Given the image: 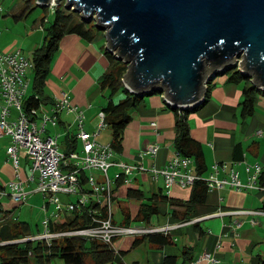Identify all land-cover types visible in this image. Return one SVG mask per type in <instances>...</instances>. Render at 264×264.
Segmentation results:
<instances>
[{"label":"crops","instance_id":"1","mask_svg":"<svg viewBox=\"0 0 264 264\" xmlns=\"http://www.w3.org/2000/svg\"><path fill=\"white\" fill-rule=\"evenodd\" d=\"M43 21L44 28L46 19ZM5 46L0 50H21L26 55L23 47H17L16 42ZM108 66L104 36L103 41L97 42L95 38L90 41L78 34H68L61 40L45 92L54 100L63 91L68 92L72 103L84 111L85 129L98 132L96 139L102 144L112 141L111 130L110 134L102 139V130L109 128L99 127V112L104 105V102H101L103 92L100 78ZM31 76L32 72L30 78ZM227 78L225 74L213 78L215 87L210 100L190 114L189 124L192 136L203 147L207 166L203 177L210 180L213 177L216 182L230 180L232 173L238 171L244 187H234L228 182L222 186L214 183L215 186L208 191L206 202L196 206L186 221L182 220V215L179 218L174 216V210L183 212L185 207L170 204L166 198L165 178L162 175L155 177L153 169L165 167L177 153L174 142L177 134L176 115L167 106L163 94L150 95L145 99L144 105L134 113L133 120L127 126L122 151L116 152L113 157L115 162L122 161L143 168L136 169L130 181L124 176L114 181L112 216L116 223L122 225L157 228L170 226V230L164 233L171 234L173 240L166 245L151 243L148 240L134 245L135 239L140 236L116 237L113 242L116 255L111 264H208L206 260L200 259L206 251L216 253L225 264H259L260 255L264 253V187L258 180L254 185H248L252 181L251 175L255 165L264 166V93L257 96L254 115L245 117L240 105L242 86L229 82ZM29 90L27 95L31 97L35 92L33 90L29 94ZM39 99V110L50 113L54 102L46 101L45 97ZM75 117L74 112L64 110L59 116L57 126L50 128L49 133L51 130L56 131L55 134L60 136L59 142L67 134H72L80 147L82 141L78 137ZM152 122H157V126L154 127ZM10 144L9 136L0 138V187L15 178L14 164L8 159L7 153ZM151 144L160 146L154 156L145 153ZM65 147L66 143L64 149ZM190 167L196 173L193 159ZM111 168L117 173L120 171L117 164ZM26 169L22 166L24 177L29 175ZM98 176L100 178L101 174ZM34 186V183H26L29 190L27 201L41 204L46 197L35 190ZM192 187L193 185L182 187L175 184L169 197L187 201L191 197ZM47 202L46 198L45 210L47 215H50L48 210L51 203ZM142 203H154L157 206V212L149 221H135ZM0 205L3 209L12 210L10 216L15 218V209L21 204L15 203L9 193L2 189ZM116 205L118 211H115ZM241 210L256 212H238ZM116 214L120 215V221L115 218ZM36 226L37 230L31 225L35 236L45 231V226L44 231L40 230L39 223ZM219 244L221 247H218ZM50 264H56L55 260Z\"/></svg>","mask_w":264,"mask_h":264},{"label":"water","instance_id":"2","mask_svg":"<svg viewBox=\"0 0 264 264\" xmlns=\"http://www.w3.org/2000/svg\"><path fill=\"white\" fill-rule=\"evenodd\" d=\"M66 7L105 32L107 50L128 64L124 83L134 93L159 90L174 107L192 108L230 66L264 91V0H66Z\"/></svg>","mask_w":264,"mask_h":264},{"label":"built area","instance_id":"3","mask_svg":"<svg viewBox=\"0 0 264 264\" xmlns=\"http://www.w3.org/2000/svg\"><path fill=\"white\" fill-rule=\"evenodd\" d=\"M0 30V35H1ZM34 67L33 61L18 51L0 50V138L9 136L11 144L7 148L8 159L11 160L15 168V178L5 185V191L9 193L12 200L17 204H23L28 200L29 190L26 183H35L38 192L42 193L49 203L61 204L60 194L78 195L79 199L67 202V209L54 214L59 216L63 212L85 208L89 211H97L90 208L91 204L100 203L107 207V214L97 213L93 216L92 224L88 227L77 228L69 231L50 232L49 219L44 220L45 231L42 234L33 236L32 239L53 238L64 235L88 237L98 239L102 242L112 245L114 239L120 236H142L148 233L158 231L168 232L170 226L157 228L146 225H122L114 221L112 216V194L113 183L116 178L125 177L130 181V177L138 168H143L136 164H128L122 161L113 160L115 151L111 143L102 144L97 141L98 132H90L85 129V114L82 109L74 105L70 100L68 92L63 91L61 95L56 96L52 111L41 112L39 106L31 111H26L24 104L28 99V90L30 88V73ZM74 112L78 137L82 141L79 149L71 152L69 156L60 149L59 135L49 133L48 126H57L59 116L63 111ZM99 127L106 126L105 113L99 112ZM154 127L157 122H152ZM262 133V130L259 131ZM160 149L158 144H151L145 150V153L156 155ZM24 150L32 158L29 175L24 177L22 174L21 154ZM192 159L176 153V155L163 168H154L155 177L162 175L165 178V187L167 194L175 184L182 187L191 186L199 176L190 167ZM118 165L120 171L114 178L109 175V169ZM263 166L255 165L251 175V183L254 185ZM99 171L101 177L96 175ZM83 171L87 173L88 178L86 186L91 191H84L83 181L80 175ZM209 187L216 183L222 186L228 182L234 187H244L239 172L234 171L230 180L214 181L213 177L207 179ZM88 207V208H87ZM241 213H254L256 211L241 210ZM255 222V220H253ZM218 247H221L220 244ZM201 260H206L208 264H225L216 253L206 251L200 256Z\"/></svg>","mask_w":264,"mask_h":264},{"label":"trees","instance_id":"4","mask_svg":"<svg viewBox=\"0 0 264 264\" xmlns=\"http://www.w3.org/2000/svg\"><path fill=\"white\" fill-rule=\"evenodd\" d=\"M63 6H66V4ZM63 6L58 7L54 11L53 20L50 26L45 29L46 34L42 44L32 53L31 58L34 64L32 80L35 93L26 99L24 104L26 111H31L33 108L38 107L40 97H45L46 101L54 102L53 97H49L45 93L47 79L52 70V64L60 50L61 40L66 35L78 34L90 41L95 38L97 33H102L105 37V32L97 27L95 20L89 23L88 21L90 19L85 18L83 15H81L82 18H77L76 11L75 13L73 11L67 14L65 12L67 7L64 8ZM45 9L48 10L47 7ZM106 55L109 59V66L100 78V85L102 92L108 93V100L102 106L101 111L105 113L106 126L112 132L111 144L115 153H119L123 148L125 130L133 120L134 113L144 105L146 94H163V92L153 90L144 94H137L130 91L124 83V78L128 71V64L124 60L119 59L114 53L108 51L107 48ZM221 74L227 75L229 82L242 86V100L240 105L243 115L245 117L254 115L257 96L263 94L264 91L252 82L249 75L241 72L238 66H230L222 72H219L216 76ZM214 87L215 83H213L212 79L208 84L204 101L192 108L179 109L169 104L165 99L167 106L176 115L177 134L174 140L176 152L193 159L196 173L199 176L193 184L189 200L184 201L179 198L169 197V194L166 195L171 205L185 207L183 212L178 210H174L173 212V215L178 218L182 215V220L185 221L192 214L196 206L206 202L210 189L208 180L203 177L207 167L203 147L191 134L189 116L210 100ZM120 94L122 97L116 99ZM38 96L40 97L37 98ZM34 98H36L35 101H33ZM65 142L66 147L64 152L67 156L72 151L79 149L77 139L74 135L67 134ZM80 178L84 183L82 186L84 191H91L86 186L88 178L87 172L83 171ZM121 178H116V180ZM258 183L264 187V166L258 176ZM2 189L5 190V186L0 187V190ZM74 196H76V200L79 199L78 195ZM90 208L97 211H89L85 208L84 210L77 209L70 212H63L59 216H50L49 231L62 232L88 227L92 224V219L95 214H107V207L102 206L100 203H95V201L91 204ZM157 210V206L154 203H142L135 221H149ZM12 212V210L3 209L0 205V264H50L55 259H61L66 264H111L115 259L116 252L113 246L98 239L69 235L49 239H32L35 234L32 233L31 224L28 221L20 220L18 217L13 218L10 216ZM125 221L127 223L128 219ZM164 232L158 231L137 237L134 245H138L144 240L160 245L171 243L173 240L172 235ZM259 264H264V253L260 255Z\"/></svg>","mask_w":264,"mask_h":264},{"label":"rangeland","instance_id":"5","mask_svg":"<svg viewBox=\"0 0 264 264\" xmlns=\"http://www.w3.org/2000/svg\"><path fill=\"white\" fill-rule=\"evenodd\" d=\"M66 4V0H62L59 3H54L53 5L47 7L39 6L36 0H0V30L2 31V36L0 37V49L5 48V45L10 43H17V47H23L24 53L27 56H32L33 51L41 45L42 41L44 40L46 32L44 31L47 27L50 26L51 21L54 17V11ZM64 8L66 6H63ZM62 7V8H63ZM17 9V10H15ZM71 10V11H69ZM21 11V12H20ZM72 8H66L65 12H73ZM75 13V11H74ZM81 13L77 12L76 17H81ZM82 18V17H81ZM46 19L45 27L43 28L44 21ZM94 19L89 20V23H92ZM44 29V30H43ZM97 42L100 40L103 41V34L97 33L95 35V40ZM30 82V90L29 94L33 91V80L31 76ZM108 93L104 92L101 95V102L107 103ZM150 95L146 94V99ZM122 95L116 97V99H120ZM99 121V119H98ZM74 127V126H72ZM54 128V126L49 125L48 129ZM76 129V128H75ZM74 129V130H75ZM110 129H103L102 130V139H105L110 133ZM56 131L51 130V134H55ZM66 137L61 138L60 148L64 149V144ZM20 154L22 156L21 163L24 166L26 171L29 173L30 167L32 165V158L30 155L26 154L24 150H20ZM97 175H100L99 171H95ZM116 171L111 168L109 171L110 176L116 175ZM35 185V183H34ZM36 188V185L34 186ZM61 204L58 205L57 203H51L49 205V213L45 210L46 198L43 199L41 204H37L35 202L26 201L21 204L19 207L15 209L14 216L18 217L20 220H27L29 223L37 230L36 224L39 223L41 227V231H44V224L43 221L47 217H50L54 214H59L60 212L67 209L68 201L76 200V196L74 195H66L60 194L59 195ZM12 199V198H11ZM48 201V199H47ZM118 211L117 205L116 210ZM118 221L121 220L120 215L116 214L115 217ZM56 264H66L61 259H55Z\"/></svg>","mask_w":264,"mask_h":264}]
</instances>
